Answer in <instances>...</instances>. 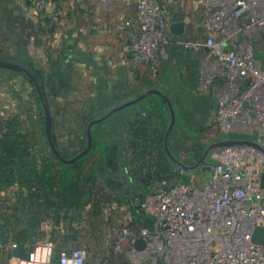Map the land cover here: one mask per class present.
<instances>
[{
    "label": "built area",
    "instance_id": "obj_1",
    "mask_svg": "<svg viewBox=\"0 0 264 264\" xmlns=\"http://www.w3.org/2000/svg\"><path fill=\"white\" fill-rule=\"evenodd\" d=\"M52 3L32 0L33 14L45 16ZM123 3L134 9L137 24L129 46L132 71L146 66L159 73L173 48L186 63L194 55V92L211 100L219 135L227 139L238 128L255 126L264 136V58L258 53L264 0H196L199 35L188 39L187 23L170 15L166 0ZM119 21L115 30L122 35L130 15L122 12ZM181 22L184 32L173 33ZM204 74L210 78L202 82ZM214 151L216 161L191 175L176 166L174 178L149 180L128 166L129 183L121 189L96 177L79 225L70 226L77 216L59 214L55 222H42V232L51 234L29 251L17 245L6 250L24 251L25 260L13 255L18 264H264V154L247 146ZM200 173L204 178L198 181ZM72 228L77 239L66 243ZM259 228L262 242L255 243ZM49 246L51 255L44 257Z\"/></svg>",
    "mask_w": 264,
    "mask_h": 264
},
{
    "label": "crops",
    "instance_id": "obj_2",
    "mask_svg": "<svg viewBox=\"0 0 264 264\" xmlns=\"http://www.w3.org/2000/svg\"><path fill=\"white\" fill-rule=\"evenodd\" d=\"M13 1L15 4L20 3V0ZM166 1L170 15L172 17H182L187 23L186 34L183 38L188 39L199 35L194 23L196 0ZM12 4L9 3L8 8L15 7ZM30 9L33 11L32 5ZM122 12H127L130 15L131 25L121 35L115 29L120 24L119 20ZM134 14V9L126 6L123 0H107V2L102 0H59L53 2L47 11V23L53 25L48 43H45L40 34H32L29 46H26L30 52L31 65L47 75L49 88L56 91L60 90L56 94V101L62 105L61 109L56 110L50 103L49 108L53 117V138L56 142L55 138L59 137L57 144L62 150L71 147L70 142L64 138H67L68 135L80 136V132H77L74 128L63 130L61 126L63 120L62 107L66 103L59 96V94L61 95V89H71V92L76 91L73 86L68 87V85H65L70 75L76 77V79L71 78L72 82L77 80L81 84V89L88 91L87 96L82 97L87 105L90 107L95 106L88 114L83 116V120L88 123L104 117L114 107L130 101L125 98L131 96L138 84L144 85L143 94L154 90L152 85H155V82H158L159 89L169 96L175 104L181 103V106H183L185 100L191 99L198 100L200 103L207 102L214 109L210 99L204 96L198 97L194 92V85L198 78V68L195 66L196 63L193 62L194 55L191 56L189 63H186L180 49L173 48L171 60L162 66L159 73L155 74L146 66L140 67L139 72L132 71L129 46L130 40L137 30ZM33 15L37 16L36 14ZM107 26L112 27L113 31L107 32ZM40 40H43V42ZM44 88L47 89L46 86ZM146 101V110L143 109L142 104L135 105L92 127L94 133L99 130L105 136H109L106 138L107 142H101V145H104L101 148L102 151H106L107 147L118 145V164L120 166V163L126 162L124 178L127 177L126 173L128 171V156L125 148H128L127 143L131 140V122L146 120L151 114L149 112L153 110L151 108L152 103L164 102L163 99L154 95L148 97ZM6 110L5 115L2 114L3 117L0 115V125L17 118L22 127H25V123L28 122L25 115H22L19 119V114L14 111V108ZM36 120L38 121V119ZM56 122L61 127L59 132L55 130ZM38 128L41 133H44L40 129L41 127ZM178 133H181V131ZM179 135L173 132L170 136L169 146L172 152L187 164L195 165L198 162L194 159V153L191 154L192 152H190V144H179ZM15 185L8 190L0 189V217L4 216L3 212L6 211V207L15 202L18 184ZM27 195V189L20 186L19 199L20 197L25 199ZM20 204L19 202V206ZM1 225L2 222H0ZM2 231L6 235L8 234L6 228L1 226L0 264H18L13 257L10 259L4 257L7 255L6 245L9 244L2 242Z\"/></svg>",
    "mask_w": 264,
    "mask_h": 264
},
{
    "label": "rangeland",
    "instance_id": "obj_3",
    "mask_svg": "<svg viewBox=\"0 0 264 264\" xmlns=\"http://www.w3.org/2000/svg\"><path fill=\"white\" fill-rule=\"evenodd\" d=\"M31 1L32 0H20L19 4H15L13 0H0V59L7 62L18 63L27 66L28 68L31 64V60L29 49L26 48V46H29L32 34H40V37L44 39L45 43H48L49 35H51L53 28L51 23H47V14L43 17L33 15V11L30 9V6L32 5ZM27 2H29V4H27ZM9 3H13L12 5H15V7L8 8ZM44 22L46 24H42ZM41 42H43V40ZM258 53L264 58V42L260 43ZM207 68L208 65L204 66L203 70L206 72ZM72 77V75L68 77V82L65 85H68V87L73 86L76 91L74 90V92H71V89H61V95L59 94L60 98L66 101L62 107L63 123L61 122V126L63 130L74 128L77 132H80V136L68 135L67 138H64L67 139L71 145V147L65 150H62L57 144L59 137L55 138L58 151L61 153L62 157L66 159H73L89 147L88 126L90 123L85 122L86 120H83V116L88 114V112L95 107H90L87 105L86 101L83 100L82 97L87 96L88 91L86 89L82 90L80 86L81 84H79L77 80H75L76 82H72ZM73 78L76 79L75 76ZM209 78L210 77L207 74H204L202 82ZM40 84L43 86L48 106L50 103V105L56 110L61 109L60 107L62 105L56 101V94L60 90L56 91L49 88L48 78L45 74L42 83ZM138 85L135 91L131 93V96L126 97L125 99L131 101L142 95L144 85ZM45 86L47 89L44 88ZM152 86H154V90L160 88L158 82H155V85ZM201 92L208 94L210 91L207 90ZM197 96L205 95L197 94ZM73 100L75 101L73 102ZM172 104L176 113V123L172 133L176 132L177 134H180L179 144H190L191 154L194 153V159L196 162H200L208 147L225 139V137L219 135L217 128L214 125L215 111L207 102L200 103L198 100H185L183 106H181V103L175 104L173 101ZM8 108H14V111L19 114V119H21L22 115H25L28 120V122L25 123V127H22L19 122V162L21 161V151H28L29 154H27L26 160L30 163L48 159L56 164V168L61 167L62 164L69 165L61 161L60 158L55 155L50 143H48V139L46 138V119L44 109L33 82L23 72L0 65V115L2 117L5 115V110ZM151 108L153 109L149 112L151 114H149L148 118L142 122H144L145 127L152 131H159L161 137L166 138V133L171 123L169 107L164 100V102L152 103ZM36 119H38V121ZM137 122L139 121H133L131 122V125H134ZM38 127H41L40 129H42L44 133H41ZM55 130L56 132L61 131V127L57 122ZM180 131L181 133H178ZM92 135L93 147L79 160V169H71L70 177L72 182H75L76 179L91 171H98L97 168L100 166L102 156L101 148L104 146L101 145V142H107L108 140L106 138L109 136H105L103 132L99 130L94 133L93 129ZM22 136L24 139H22ZM226 138L236 140H255L260 144H264V136H261L260 133L257 132L255 126L238 128L230 137ZM164 149L166 152L165 142ZM125 152L127 153V156H129V147L125 148ZM172 154L175 155L173 152ZM176 157L179 158L178 156ZM207 161L212 163L216 161L214 150L209 154ZM125 164L126 162L120 163L118 173L112 176H110L111 174L108 172V174L106 173L105 176H103L98 171L99 179L104 181L112 179L111 186H113V188L121 189L122 186L120 185H126L129 183L127 178H124L126 172ZM172 166L173 169H176L174 163ZM196 177V180L198 181H201L204 178L202 173L197 174ZM17 187L18 190L15 195V202L6 207V211L3 212L4 216H2V220L0 219V222L2 221L1 226H5L8 229V244L12 247L16 245L15 241L19 239V228L30 225V220L27 216H20L19 207L21 205H28L29 202L22 197L19 199V184ZM11 188H13V186L8 187L7 190ZM63 193L64 194H62V198L60 199V204L62 206L61 208L65 210L64 213L70 211L68 214H80L82 206H84L86 202V197L83 195L84 193L80 192L78 195H71L68 191H64ZM57 200L60 201L57 198L54 199L55 202ZM19 202L21 203L20 206ZM44 234L46 237L51 233L46 232ZM45 237L41 240L38 238L39 240L37 239L36 242L44 240ZM32 244L33 242L29 240V246ZM6 254L7 255L4 256L5 259L13 257L11 249L7 250Z\"/></svg>",
    "mask_w": 264,
    "mask_h": 264
},
{
    "label": "trees",
    "instance_id": "obj_4",
    "mask_svg": "<svg viewBox=\"0 0 264 264\" xmlns=\"http://www.w3.org/2000/svg\"><path fill=\"white\" fill-rule=\"evenodd\" d=\"M58 1L53 0V2ZM29 69L42 83L44 73L31 64ZM130 135L131 140L127 143L129 147L128 166L133 167L136 174L146 175L149 180L156 177L174 178L177 176L178 173L172 166L173 162L164 149L165 137H161L159 131H152L144 126V122L139 121L130 126ZM22 139H24L23 136ZM117 150L118 145H113L101 152V163L97 168L101 175L105 176L107 172L111 174L110 176L118 173L120 166ZM27 154H29L28 151H21L19 162V120L11 119L6 124L0 125V189L19 184L28 191L25 200L29 204L21 205L19 213L21 217L25 215L29 218L31 226L20 227L19 239L15 241V244L25 251H29L30 247L37 243L38 238L41 240L45 237L41 227L43 221L50 219L55 222L57 215L70 213V211L64 213L65 210L61 208L60 199L64 191H68L71 195L83 192L86 197L80 214L72 215L77 216V220L70 226L79 225L83 209L92 195L93 181L99 176L98 171H91L72 182L70 172L71 169H79V161L69 165L62 164L61 167L56 168V164L48 159L30 163L26 160ZM56 198L60 201L55 202ZM0 218L2 220V217ZM72 231L75 234L65 239L66 243L77 239L78 231L75 228H72ZM52 237H58L55 231L52 232ZM29 240L33 242L30 246Z\"/></svg>",
    "mask_w": 264,
    "mask_h": 264
},
{
    "label": "water",
    "instance_id": "obj_5",
    "mask_svg": "<svg viewBox=\"0 0 264 264\" xmlns=\"http://www.w3.org/2000/svg\"><path fill=\"white\" fill-rule=\"evenodd\" d=\"M184 28H185L184 23L181 22V23L173 25L172 31L175 34H182L184 32ZM0 65L23 72L33 82V84L35 85V87L37 89L39 99H40L42 106H43V109H44V114H45V119H46V135H47L48 141H49L51 148H52L53 152L55 153V155H57L61 161L65 162L67 164H72V163L79 161L82 157H84L91 150V148L93 147V135H92L93 125L103 123L106 120H108L109 118H111L112 116L116 115L117 113H119V112H121L127 108H130L132 106H135V105L142 104L143 109L146 110L147 109L146 99L150 96H153V95L158 96L161 99L165 100L168 107H169L170 114H171V123H170L168 131L166 133L165 148H166V152H167L168 156L170 157V159L173 161V163L178 168H181L188 173L197 172L199 167L202 164H204L205 162H207V158H208L209 154L214 149H217V148L224 149L227 147L247 146V147L253 148V149L261 152L262 154H264V146L255 140L225 139V140H221L217 143H214L213 145L208 147V149L205 151L202 159L197 164L189 165V164L185 163L184 161L180 160L179 158H177L175 155L172 154V152L170 150V146H169L170 136H171V133H172V131L175 127V123H176V113H175V110H174V107L172 104V100L169 96H167L165 93H163L160 89H155V90H151V91H148V92L142 94L141 96L137 97L136 99H133L131 101H127L125 103H122V104L114 107L104 117H102L100 119L93 120L92 122H90V124L88 126L89 147L84 152L80 153L79 155H77L73 159H66V158L62 157V155L58 151L56 143L54 141V138H53V117H52L50 108L48 106L47 100L45 98L44 89L41 86L40 82L37 80V78L34 76V74L31 72V70L24 65H21L18 63H13V62L3 61L1 59H0ZM128 193H129V188L126 189L125 194L127 195ZM262 236H263V229H261V228L257 229L255 232L253 241L255 243H261L262 242ZM1 237H2V242L4 244H7L9 242V238L4 231H2ZM12 253L15 257L19 258L20 260L27 259V256L25 255V253L22 249H14Z\"/></svg>",
    "mask_w": 264,
    "mask_h": 264
},
{
    "label": "clouds",
    "instance_id": "obj_6",
    "mask_svg": "<svg viewBox=\"0 0 264 264\" xmlns=\"http://www.w3.org/2000/svg\"><path fill=\"white\" fill-rule=\"evenodd\" d=\"M51 255V246L44 250V257H48ZM67 264H72L71 261H68Z\"/></svg>",
    "mask_w": 264,
    "mask_h": 264
}]
</instances>
